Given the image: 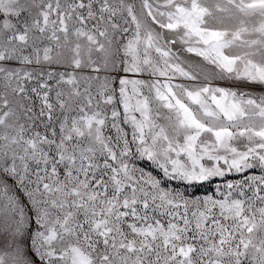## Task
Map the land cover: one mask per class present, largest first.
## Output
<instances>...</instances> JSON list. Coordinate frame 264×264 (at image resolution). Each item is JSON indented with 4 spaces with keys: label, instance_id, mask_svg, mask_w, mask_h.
Returning a JSON list of instances; mask_svg holds the SVG:
<instances>
[{
    "label": "snow or ice",
    "instance_id": "1",
    "mask_svg": "<svg viewBox=\"0 0 264 264\" xmlns=\"http://www.w3.org/2000/svg\"><path fill=\"white\" fill-rule=\"evenodd\" d=\"M0 264H264V0H0Z\"/></svg>",
    "mask_w": 264,
    "mask_h": 264
}]
</instances>
